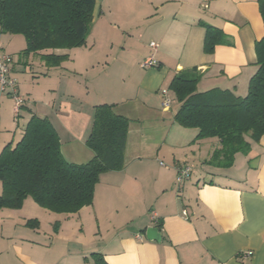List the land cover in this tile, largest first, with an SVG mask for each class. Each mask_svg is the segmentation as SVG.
I'll return each mask as SVG.
<instances>
[{
    "label": "crops",
    "instance_id": "crops-1",
    "mask_svg": "<svg viewBox=\"0 0 264 264\" xmlns=\"http://www.w3.org/2000/svg\"><path fill=\"white\" fill-rule=\"evenodd\" d=\"M94 2L85 44L59 50L68 54L59 67L48 68L39 59L43 78L55 75L59 86L48 87L51 94L41 104L28 97L24 117H46L64 159L80 164L93 156L85 141L94 107L113 104L130 120L124 166L101 173L92 203L75 213L48 212L27 198L18 209L1 208L0 264H92V252L103 254L108 264H264V135L258 142L249 139L247 155L235 154L241 165L235 158L227 168L233 172L225 173L206 163L217 139H195L197 129L175 121L179 102L168 88L175 75L196 67L197 90L244 91L256 70L255 42L263 35L257 0ZM202 22L222 29L229 43L205 54ZM16 35L0 32V52L12 58L19 91L13 72L32 61L20 55L25 40ZM6 39L19 47L8 49ZM151 53L158 64L141 68ZM94 71L104 72V79L90 80ZM118 73L121 81L112 77ZM162 90L171 99L168 108ZM3 99L0 92V103ZM159 108L169 116L163 115L167 129L156 142L131 116ZM185 165L191 172L179 184L177 169ZM26 203L29 213L22 212ZM29 220L38 224H26ZM149 227L159 230V241L146 237Z\"/></svg>",
    "mask_w": 264,
    "mask_h": 264
},
{
    "label": "trees",
    "instance_id": "trees-1",
    "mask_svg": "<svg viewBox=\"0 0 264 264\" xmlns=\"http://www.w3.org/2000/svg\"><path fill=\"white\" fill-rule=\"evenodd\" d=\"M257 4L263 35L254 45L256 70L244 95L220 87L197 90L196 67L175 75L168 86L179 102L175 121L183 128L197 129L195 139H217L219 144L206 163L219 168L232 166L235 154L250 151L249 139L258 142L264 135V0ZM94 5V0H0V32L23 36L21 56L36 55L46 67H59L68 59L59 50L85 44ZM201 25L205 54L229 43L222 29ZM129 121L113 110V104L96 105L85 141L93 156L78 164L64 159L51 122L32 113L20 139L0 151V209H18L26 197L54 213H75L90 205L99 175L124 166ZM32 223L38 224L35 220L26 224ZM90 258L92 264H108L99 252H92Z\"/></svg>",
    "mask_w": 264,
    "mask_h": 264
},
{
    "label": "rangeland",
    "instance_id": "rangeland-1",
    "mask_svg": "<svg viewBox=\"0 0 264 264\" xmlns=\"http://www.w3.org/2000/svg\"><path fill=\"white\" fill-rule=\"evenodd\" d=\"M16 36H20V38H23L21 34H17ZM3 42H5L4 38H3ZM17 43L18 42L16 41L12 43L6 39V45L8 46L7 47L8 49H10L12 45L13 47H19L17 46ZM30 58H31L32 64L23 66L22 68L18 69L16 72H13V73L17 79L19 93L22 94L24 97H26L25 103L29 102L31 99H35V101L38 104H41L43 101H45L46 96H48V94H51V92L48 90V87H54L57 89V87L59 86V83L57 82L56 77H54L55 75L54 76L52 75V77H49V78H43L45 75L41 74L42 70L39 67V64H40L39 59L36 57V55H30ZM119 75L120 74L118 73L117 76L113 75L112 77L115 78L117 81H121L122 75L120 76ZM94 76L98 77V79L101 80V79H104L105 73L94 71L93 73L89 75L90 80L93 79ZM78 77L80 78L79 79L80 81L83 80L84 78L86 79L85 75L84 76L78 75ZM89 77L87 75V78ZM241 87L242 86H239L236 94L238 95L245 94V91L247 89L246 85H245L244 91H241ZM67 89H70V87H68ZM71 91L74 92V90H71ZM2 94L4 96V99L0 103V106L2 108V114H1L2 117L0 118V150L5 145V143H7L8 141H12L11 143L14 144L20 139L23 127L27 121V119L24 117L26 108L21 106L19 109V112L16 114L12 110L14 103L10 95H8L6 92ZM169 95L171 96L170 92H169ZM28 97L31 99H29ZM9 99L11 101H9ZM172 108H175V103L172 105ZM163 115L169 116V114L162 113L160 108L155 111L153 110L152 113L151 112L148 113L146 110H142L140 112H134L133 115L131 116V120L133 124L135 123L142 127L144 132L151 138V141L153 139V141L158 142L159 140H161L164 132L167 129V126L163 124V120H162V117H166V116H163ZM165 119L167 120V118ZM153 125H155V127ZM239 154H242V153H239ZM243 155H247V154H243ZM237 156L236 157L234 156V160L236 158V161H238L239 164L241 165V161L239 160L240 157H237ZM227 168H222L225 173L233 172V169L228 170ZM235 171L241 173L240 168H239V171L237 170ZM26 198L27 200H32L31 197H26ZM22 212H25V213L30 212V207L29 205L27 206V203ZM48 212H51V211H48ZM32 213L34 214L36 212L32 210ZM44 218L46 219V217ZM84 231L85 233H89L90 230L88 229V226L84 227Z\"/></svg>",
    "mask_w": 264,
    "mask_h": 264
},
{
    "label": "built area",
    "instance_id": "built-area-1",
    "mask_svg": "<svg viewBox=\"0 0 264 264\" xmlns=\"http://www.w3.org/2000/svg\"><path fill=\"white\" fill-rule=\"evenodd\" d=\"M149 47L155 49V42H150ZM12 58L9 54L0 52V92H6L13 100L14 112L17 114L21 106L25 104V97L18 91L16 80L11 76V64ZM158 64L155 56L151 53L140 62L141 68H150ZM164 99L162 102L163 107L168 108L170 106V97L166 90H162ZM191 172V168L188 165L181 166L177 169L176 182L181 183L185 177ZM154 220V219H153ZM250 254V252H248Z\"/></svg>",
    "mask_w": 264,
    "mask_h": 264
},
{
    "label": "water",
    "instance_id": "water-1",
    "mask_svg": "<svg viewBox=\"0 0 264 264\" xmlns=\"http://www.w3.org/2000/svg\"><path fill=\"white\" fill-rule=\"evenodd\" d=\"M146 237L148 239L159 241L161 239L160 232L155 227H149L146 229Z\"/></svg>",
    "mask_w": 264,
    "mask_h": 264
}]
</instances>
